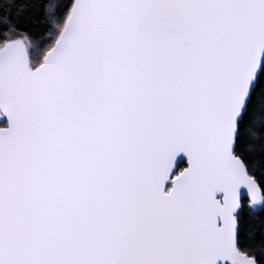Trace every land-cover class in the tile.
I'll return each mask as SVG.
<instances>
[{"label":"snow or ice","instance_id":"1","mask_svg":"<svg viewBox=\"0 0 264 264\" xmlns=\"http://www.w3.org/2000/svg\"><path fill=\"white\" fill-rule=\"evenodd\" d=\"M0 264H264V0H0Z\"/></svg>","mask_w":264,"mask_h":264}]
</instances>
